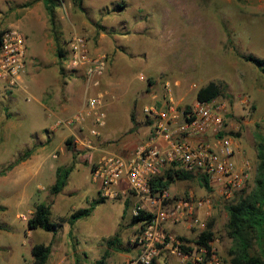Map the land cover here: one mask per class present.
<instances>
[{
  "label": "rangeland",
  "instance_id": "rangeland-1",
  "mask_svg": "<svg viewBox=\"0 0 264 264\" xmlns=\"http://www.w3.org/2000/svg\"><path fill=\"white\" fill-rule=\"evenodd\" d=\"M54 1L55 18L50 25L40 0H0V31L15 28L24 35L26 44L22 82L17 87L0 84V170L43 146L36 175H26L27 169L19 162L0 176V264L31 263L30 250L35 244L50 246L45 264H96L105 251L108 254L103 264H130L139 254L135 238L140 228L129 221L132 209L143 205L141 201L122 210L118 200L98 202L88 217L75 221L74 229L67 230L66 216L58 217L67 215L69 208L80 201L84 204L81 208H89L95 186L88 170L77 166L87 165L80 156L88 152L72 144L68 148L64 145L69 139L67 128H53L47 139L46 131L52 128L55 118L65 115L55 110L46 117L41 107L44 103L36 101H45L41 97L44 90L56 97V91L66 82L76 85L78 100L82 98L81 75L63 69L57 49L66 54L73 34L85 36L93 54L104 53L96 51L101 47L116 48L120 43L119 51L107 50L114 70L118 69L114 78L122 77L119 81L127 89L125 100L146 80L156 82L159 88L169 82L175 85V101L189 108L198 88L210 81L217 83L220 96L210 102L221 107L222 135L235 138L241 156L252 165L245 187L249 190L255 165V135L264 138V73L241 56L264 60V0H82L81 9L73 0ZM142 77L143 81L138 80ZM75 109L73 105L71 112ZM58 167L72 170L65 187L56 195L64 191L71 195L66 197L64 209L56 211V195L48 189ZM172 183L168 192L174 189L170 196L175 199L189 197L191 191L193 198L210 200L203 231L210 225V247L221 264H229L226 252L231 243L225 236L227 215L223 208L229 199L206 191L197 179ZM40 203L49 207L48 220L55 225L54 233L26 229L25 222L34 205ZM164 229L186 239L184 247L190 250L191 257L198 254L195 241L202 231L188 232L179 225ZM114 234L117 249L109 250L105 240ZM155 249L154 264L192 262L181 261L158 245Z\"/></svg>",
  "mask_w": 264,
  "mask_h": 264
},
{
  "label": "built area",
  "instance_id": "built-area-1",
  "mask_svg": "<svg viewBox=\"0 0 264 264\" xmlns=\"http://www.w3.org/2000/svg\"><path fill=\"white\" fill-rule=\"evenodd\" d=\"M26 44L24 35L15 28H7L0 34V84L17 87L26 69ZM66 72L80 74L84 88L79 110L65 117H56L52 128L81 126L91 119L88 129L91 136L103 125L104 113L101 95H86L98 87L103 77L107 57L103 53H92L85 36L73 34L68 40L67 52L62 59ZM185 125L167 131L162 123L157 124L156 134H162L166 143L137 146L126 157L107 155L90 167L93 179L99 182L100 196L114 200L132 194L142 202L131 214L143 211L151 218L141 224L135 238L139 254L130 264H150L157 254L155 245L167 250L177 259H192L191 264H221L215 249L198 245L197 255L191 257L190 250L165 227L179 225L188 232L203 231L210 214L209 199L191 196L175 199L166 189L152 191L150 180L164 169L202 175L211 192L228 200L233 192L242 189L252 173L250 161L242 157L235 138L222 135L221 107L214 103L195 101L184 111ZM198 136L191 144L186 137ZM181 247L187 248L186 252Z\"/></svg>",
  "mask_w": 264,
  "mask_h": 264
},
{
  "label": "crops",
  "instance_id": "crops-1",
  "mask_svg": "<svg viewBox=\"0 0 264 264\" xmlns=\"http://www.w3.org/2000/svg\"><path fill=\"white\" fill-rule=\"evenodd\" d=\"M122 10L119 9L118 11ZM117 42L119 43V39ZM118 45L116 48H114L115 45H111L106 49L101 47L100 49L96 50L99 52H104L105 55L108 54L106 56V71L101 78L98 87L86 92V95L88 96H95L97 93L101 95V108L104 113L103 125L97 128V134L95 136H91L88 133V129L92 126L91 119H87L81 126H73L71 128H67L70 131L67 137L70 139L72 146L74 148L88 152L86 154H83V156H80V158H82L80 160L85 161L87 165L85 167H82V165L77 166L80 168V170H88L89 180L91 184L95 186V195L92 201L96 200L95 197H98L99 203H103L104 201L111 202L112 200L104 199L100 196L99 182L93 179L90 174L91 165L100 160L102 157L111 154L120 157H126L137 146L146 144H156L163 146L166 141L162 134H156L155 128L157 124L162 123L165 129L170 132L174 129L183 127L186 122L184 119V111L188 109L187 106L180 107L181 103L175 101V99L173 98L175 85L174 83L172 85L169 82H165L161 86V88H159L156 82L153 81L152 83L151 80H146L145 85L142 88L132 90V92L128 95V99H123L124 96L127 95V89L124 88L125 86L122 85V83L119 81L122 77L118 76V79L117 77L114 78L118 69L114 70L115 66L113 64V58L109 57V50H107L108 48H110L113 52H115L116 50L119 51L118 48L120 47V43ZM30 53L32 57L35 56L34 50L30 51ZM22 77H24V75ZM138 80L143 81L144 79L142 77ZM75 86L76 85L66 82V84L61 89L56 91V95L60 96L61 98H59L58 100L57 96L55 97V94H51V92H48L47 90H44L42 92L41 97L44 98L45 101L43 102L42 99L40 101L36 99V101L38 103H44L41 105V107L44 108L46 117L49 114H52V112L55 110L59 113V115L63 114L67 116L69 114H72L71 111L73 105H75L76 109L79 110L82 98L80 99V101L78 100L79 96L75 92ZM80 91L81 96L83 97L85 94L83 83ZM131 115L133 117V123L130 121ZM53 131L54 130L51 127L46 131L47 139L50 138L49 135ZM196 140H198V136L186 137V141L191 144L195 143ZM42 149L43 146H40L34 152H31L28 157L22 161L23 166L27 169L26 175L37 174L38 167L42 163L43 159L41 154L39 153ZM51 158H53V155H51ZM85 168L87 170H85ZM172 184L173 183L167 186V192L168 188ZM172 190V192H174V189ZM172 192H168L169 195ZM70 195V191H64L61 193V195L55 196L53 205L56 211H59V209H64L63 204L65 202V199ZM188 196H193L191 194V191L188 192ZM114 200H118L119 202H121V204H117L121 205V210L123 209V207L128 208V205H130V203L134 204L135 201H139V199L132 194H126L125 196ZM83 201H85V199ZM85 203L87 202L85 201ZM83 205L84 204L82 203V201H80L78 205L69 208V210L67 211V215H61L58 217L66 216L68 219L69 215L72 212L78 209H83L81 208ZM93 210L94 208H92L89 215ZM105 215L107 216L106 221H109L110 215L108 213H106ZM67 219V230L74 229L73 225L75 221L71 225H69ZM104 223L105 222L101 224Z\"/></svg>",
  "mask_w": 264,
  "mask_h": 264
},
{
  "label": "trees",
  "instance_id": "trees-1",
  "mask_svg": "<svg viewBox=\"0 0 264 264\" xmlns=\"http://www.w3.org/2000/svg\"><path fill=\"white\" fill-rule=\"evenodd\" d=\"M43 4L50 25L54 24L55 15V1L54 0H40ZM73 4L81 9L82 0H73ZM1 34V31H0ZM57 56L64 58V53L57 49ZM241 58L256 66L262 73H264V60L258 59L252 55L241 56ZM220 87L215 82H208L206 85L198 88L195 93V99L198 102H210L220 96ZM130 121L133 123V117L130 116ZM255 165L253 169L252 187L246 190V185L237 192H233L232 197L223 205L227 215V220L224 225L225 236L230 240V247L226 254L228 256L229 264H264V138L255 135ZM71 144L69 139L64 141L66 148ZM30 153H24L23 158L8 165L5 169L0 170L2 176L7 170L11 169L15 164L22 162ZM71 168L58 167L55 170V179L48 191L51 195L58 194L66 183V178ZM197 179L202 188L206 191L210 190L207 181L202 175H195L192 173L174 171L172 169H164L156 177L150 180V187L152 191L166 189L173 181H190ZM99 200H94L90 203L89 208L78 209L72 212L67 222L71 225L74 221L87 217L92 210V206L98 203ZM49 207L40 203L33 207L30 217L26 220L27 230L40 229L46 233H54V224L49 222ZM151 215L143 211H139L137 215L131 216L130 225H138L148 221ZM210 225L199 233L196 244L207 247V243L212 240V232L209 229ZM181 241H186L182 237H178ZM117 234L105 240L107 249H117ZM183 252L187 248L181 247ZM50 252V246L44 244H35L31 247L30 255L32 262L29 264H45ZM108 251L103 253L102 259L96 264H103L105 256ZM28 264V263H24ZM150 264H154L151 261Z\"/></svg>",
  "mask_w": 264,
  "mask_h": 264
}]
</instances>
